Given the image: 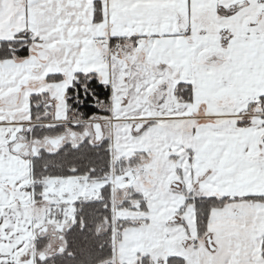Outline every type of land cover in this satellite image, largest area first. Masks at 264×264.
I'll return each mask as SVG.
<instances>
[{
  "label": "snow or ice",
  "instance_id": "1",
  "mask_svg": "<svg viewBox=\"0 0 264 264\" xmlns=\"http://www.w3.org/2000/svg\"><path fill=\"white\" fill-rule=\"evenodd\" d=\"M264 264V0H0V264Z\"/></svg>",
  "mask_w": 264,
  "mask_h": 264
},
{
  "label": "trees",
  "instance_id": "2",
  "mask_svg": "<svg viewBox=\"0 0 264 264\" xmlns=\"http://www.w3.org/2000/svg\"><path fill=\"white\" fill-rule=\"evenodd\" d=\"M68 241L70 248L73 251H76L78 253L77 258L75 260L68 258L63 261V264H79V261L83 259L84 257L79 255V249L82 246L83 243V237L80 236L79 230L75 232H71L68 236Z\"/></svg>",
  "mask_w": 264,
  "mask_h": 264
}]
</instances>
